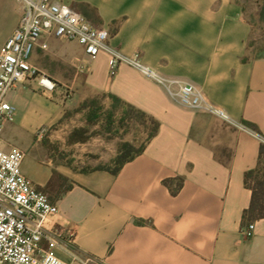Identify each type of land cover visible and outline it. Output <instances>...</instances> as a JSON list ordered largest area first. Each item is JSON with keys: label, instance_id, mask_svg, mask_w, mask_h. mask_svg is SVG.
Masks as SVG:
<instances>
[{"label": "crops", "instance_id": "obj_1", "mask_svg": "<svg viewBox=\"0 0 264 264\" xmlns=\"http://www.w3.org/2000/svg\"><path fill=\"white\" fill-rule=\"evenodd\" d=\"M55 1L105 30L121 54L199 88L225 115L182 107L127 65L111 72L106 52L90 60L82 50L68 80L70 98L58 84L53 93L34 82L10 91L15 116L4 127L2 148L25 153L23 175L57 206L50 222L73 232V243L56 256L65 264H264V219L253 222L251 238L242 234L251 201L243 177L264 145V54L247 55L251 27L240 4ZM21 16L17 0H0V53ZM99 94L115 95L159 123L144 152L116 175L74 169L55 153L63 134L55 127L67 120V109ZM70 134L66 147L79 144L68 142Z\"/></svg>", "mask_w": 264, "mask_h": 264}, {"label": "built area", "instance_id": "obj_2", "mask_svg": "<svg viewBox=\"0 0 264 264\" xmlns=\"http://www.w3.org/2000/svg\"><path fill=\"white\" fill-rule=\"evenodd\" d=\"M22 6L18 27L6 40L0 53V264H65L55 254L73 243V232L50 222L57 206L33 187L22 173L25 153L17 148H2L4 127L14 121L15 107L7 94L19 85L34 82L43 92L53 93L57 83L32 64L37 48L45 50L43 38L76 41L86 57L94 60L101 52L109 54L110 70L121 65L135 69L141 76L161 86L182 107L225 118L210 104L203 92L190 84L157 74L137 55L126 56L108 44V33L96 27L67 4L55 0H17ZM68 98L73 96L67 90ZM264 143V139L260 138ZM254 223L243 228L249 239Z\"/></svg>", "mask_w": 264, "mask_h": 264}, {"label": "rangeland", "instance_id": "obj_3", "mask_svg": "<svg viewBox=\"0 0 264 264\" xmlns=\"http://www.w3.org/2000/svg\"><path fill=\"white\" fill-rule=\"evenodd\" d=\"M243 11V15L251 27V34L247 43V55L259 56L264 53V20L261 19V8L264 0H236ZM51 47L46 50L35 51L32 63L39 70L44 71L49 77L54 79L59 87H62L65 94L67 90H74L68 84V80L74 77L75 67L80 59L83 48L76 41H62L53 36L43 38ZM84 52V51H83ZM105 94L94 95L100 98L103 110L102 117L95 125L87 123L86 110L77 111L84 102L75 104L68 108L67 120L55 127V130L63 133L56 140L55 153L66 158V162L74 169L84 170L99 166L110 165L117 153L118 144L122 141L133 142L138 147L142 142L146 128L141 121L132 116V120L125 126L115 123L113 131H106V112L110 108V100L103 98ZM91 97V98H93ZM121 109H119L120 112ZM75 130L86 132L84 142L65 146V137Z\"/></svg>", "mask_w": 264, "mask_h": 264}, {"label": "trees", "instance_id": "obj_4", "mask_svg": "<svg viewBox=\"0 0 264 264\" xmlns=\"http://www.w3.org/2000/svg\"><path fill=\"white\" fill-rule=\"evenodd\" d=\"M260 15L261 19L264 20V4L261 8ZM243 60L246 61L247 58H244ZM103 98H108L110 100V108L106 112L107 133L113 131L116 122H118L120 126H125L129 121L132 120V116L137 117L141 121V124H143L146 128L145 136L138 147H136L133 142L122 141L118 144L117 153L112 159L110 165L82 170L83 172H87L89 170H104L116 175L125 163L132 161L144 152L147 144L156 136L159 129V123L152 116L135 108L132 105L125 103L115 95L105 94L103 95ZM119 109H121L120 112ZM81 110L87 111V123L89 125H95L102 117V102H100V98H88L77 109V111ZM246 125L252 127L249 123ZM85 133L86 132L84 131L82 133V130H75L71 132L68 142H84ZM243 183L244 186L251 191L250 205L243 211L242 215V225L244 228L256 220L264 219V145L260 147L256 166L253 169L245 172ZM164 184L169 186L170 181L166 180L164 181ZM71 187V185L66 187L65 191H68L71 189ZM181 187L182 180L178 179L175 190H173L172 193L176 195Z\"/></svg>", "mask_w": 264, "mask_h": 264}]
</instances>
